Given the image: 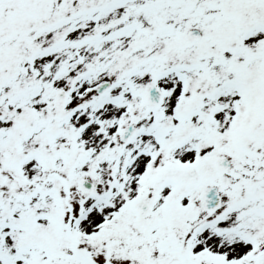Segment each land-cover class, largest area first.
<instances>
[{
	"label": "snow or ice",
	"instance_id": "snow-or-ice-1",
	"mask_svg": "<svg viewBox=\"0 0 264 264\" xmlns=\"http://www.w3.org/2000/svg\"><path fill=\"white\" fill-rule=\"evenodd\" d=\"M0 264H264V0H0Z\"/></svg>",
	"mask_w": 264,
	"mask_h": 264
}]
</instances>
